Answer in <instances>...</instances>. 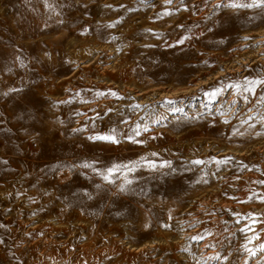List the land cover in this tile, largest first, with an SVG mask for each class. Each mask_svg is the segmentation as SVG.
<instances>
[{
  "label": "rangeland",
  "instance_id": "1",
  "mask_svg": "<svg viewBox=\"0 0 264 264\" xmlns=\"http://www.w3.org/2000/svg\"><path fill=\"white\" fill-rule=\"evenodd\" d=\"M217 2L0 0V264L264 262V9Z\"/></svg>",
  "mask_w": 264,
  "mask_h": 264
},
{
  "label": "snow or ice",
  "instance_id": "2",
  "mask_svg": "<svg viewBox=\"0 0 264 264\" xmlns=\"http://www.w3.org/2000/svg\"><path fill=\"white\" fill-rule=\"evenodd\" d=\"M26 2H28V0H26ZM164 2L166 4H171L173 2V0H164ZM44 4L47 8L51 9L52 12H56V8L57 7H63L64 5H57L56 4V0H44ZM106 7H111V5H106ZM215 8H231L234 10H238V9H264V0H218V2L215 4L214 6ZM59 14V13H56ZM169 13H164V15H168ZM109 27H114V25H109ZM181 43L183 41H180ZM17 60H19L20 62V67H25V64L23 62V60H21L19 57H17ZM9 71H11V69H9ZM258 85H264V78L261 79H257V80H252V81H247L245 82L244 86H243V90L245 92H249L252 94H255V88ZM228 87H235L237 89H239L241 86L239 84L237 85H229ZM21 89H15V88H10L8 90V92H4V93H0V95H8L11 92H16V91H20ZM221 90H217L216 92H212V93H207V95H209V97H214L216 95H218L220 93ZM259 102L260 103H264V95L259 97ZM251 119V118H250ZM260 120L262 122H264V114L260 115ZM242 123H247V121H242ZM253 125H250V127H252ZM82 129H74V131H81ZM147 130V129H145ZM135 134H139L138 132H136ZM89 140H103V141H109L112 143H118V141L115 139L114 135H95V136H89L88 137ZM129 139H131V137H129ZM133 142H136L133 140ZM152 155H156V153H152ZM0 163H7V161H0ZM95 162L92 163H88V162H84L81 163L79 165H72L71 167H81V168H91L93 172H97L104 181L108 182V183H112L111 177L112 175L117 172L120 171L121 169L127 168L129 171H132L133 168H130L128 165H113L110 168L105 169L104 171H99L98 169H96L93 165ZM193 163L195 164H200L203 163L202 161H193ZM218 163H227V161H218ZM152 167H155V165H151ZM61 167V165H55L53 166V170H55L56 168ZM132 181L127 179V177L125 176V184H131ZM259 183H264V181H259ZM97 188L100 187V185L96 186ZM124 188L121 187V191H123ZM262 200H264V197L261 198ZM239 222V221H238ZM255 221L253 220V223ZM4 227V225L0 224V228ZM251 230L249 226H245L244 228H241L240 231L241 232H246ZM203 237H193V239L199 240L202 239ZM258 240L259 236L258 235H254L252 237L248 238V243H251L252 240ZM4 241L2 239H0V244H2ZM244 250L248 253V255L250 257H254L256 255L257 251H262L264 252V243L259 244L256 248H249L247 244H245L244 246ZM187 250V249H185ZM208 260H219L221 259V257L219 255H215V256H210L207 258ZM226 259V258H225ZM245 264H247V261L245 262ZM258 264H264V262H258Z\"/></svg>",
  "mask_w": 264,
  "mask_h": 264
}]
</instances>
